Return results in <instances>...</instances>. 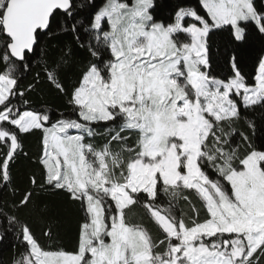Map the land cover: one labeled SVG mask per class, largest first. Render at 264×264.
I'll use <instances>...</instances> for the list:
<instances>
[{"label":"snow or ice","instance_id":"1","mask_svg":"<svg viewBox=\"0 0 264 264\" xmlns=\"http://www.w3.org/2000/svg\"><path fill=\"white\" fill-rule=\"evenodd\" d=\"M201 3L206 15L179 8L165 24L154 17L155 0H105L99 7L0 0V184L12 181L21 134L40 130L43 179L32 176V189L15 206H31L37 190H64L85 214L71 252L44 248L27 224L9 217L26 245L14 264H264V150L249 142L241 154L229 140L241 105L264 108V56L250 86L235 54L228 79L211 73L209 55L217 29L247 42L251 25L264 37V11L254 0ZM54 27L71 32L95 58L70 93L61 75L74 63L71 47L44 62L45 78L68 96L77 118L61 113L53 120L31 109L26 95L34 84L22 86L28 57ZM101 122L103 133L94 127ZM97 135H106L103 145L91 142ZM180 199L190 206L187 218L176 214ZM134 206L146 210L159 236L128 220Z\"/></svg>","mask_w":264,"mask_h":264},{"label":"trees","instance_id":"2","mask_svg":"<svg viewBox=\"0 0 264 264\" xmlns=\"http://www.w3.org/2000/svg\"><path fill=\"white\" fill-rule=\"evenodd\" d=\"M79 3H94L97 7L102 6L105 0H77ZM132 0H129L131 3ZM258 10L264 11V0H254ZM155 8L152 10L157 21L165 24L174 22L175 13L179 8H193L201 15H206L199 0H155ZM187 23V20H186ZM247 42L236 41L227 27L214 30L210 33L209 55L212 66L211 73L217 79H228L233 75L231 57L235 54L242 75L246 82L253 86L258 69V60L264 56V37L249 25ZM83 39V36H82ZM71 47L74 63L61 75V79L70 93L72 86L77 82L81 70L95 58L91 57L87 47L81 48L71 32H65L53 28V34L44 36L42 50L37 49L36 54L30 55L31 71L24 74L22 86L34 84L33 89L27 93L29 107L37 111H47L53 120L63 113L66 117L77 118L68 103V96L59 93L45 78L43 71L44 62L58 58L62 50ZM3 47L0 45V53ZM4 69L0 64V71ZM37 73L39 78L37 81ZM105 125L101 122L96 125L98 132L103 133ZM235 131L229 137L231 146L243 154L250 142L257 150H264V108H246L241 105L240 118L233 124ZM243 133L248 141L243 139ZM43 133L34 130L29 134H21L22 150L11 162V183L5 187L0 184V264H14L26 252V245L19 237V226L10 225L9 217L15 216L19 225L27 224L34 233L40 244L48 249H64L74 251L77 243L80 225L84 222L85 214L81 210L80 203L70 199L69 193L64 190H37L33 197V204L22 209L15 206L26 190L32 189L31 177L43 179V165L41 156ZM136 137L131 136L130 141L135 142ZM96 145L106 142V135H97L91 141ZM26 153V155H25ZM4 150L0 149V159L3 158ZM210 177L216 178L214 169L206 167ZM193 204L198 208L201 205L198 197L187 191ZM167 197L161 195L160 201L167 202ZM176 214L183 213L185 218L191 215L190 206L182 199L176 201ZM205 212L201 209L200 218L203 219ZM131 223H141L150 229L153 236H159L157 226L150 220L146 210L141 206H134V210L128 215ZM51 229V237L45 236L44 232ZM264 260V258H262Z\"/></svg>","mask_w":264,"mask_h":264},{"label":"rangeland","instance_id":"3","mask_svg":"<svg viewBox=\"0 0 264 264\" xmlns=\"http://www.w3.org/2000/svg\"><path fill=\"white\" fill-rule=\"evenodd\" d=\"M199 3H200V5H201V7H202V3H201V0H199ZM203 8V7H202ZM204 10V9H203ZM205 11V10H204ZM206 13V12H205ZM188 20H190V18H187V22H188ZM257 71H258V69H257ZM257 71H256V74H257ZM238 99V98H237ZM243 106V105H242ZM244 107V106H243Z\"/></svg>","mask_w":264,"mask_h":264}]
</instances>
